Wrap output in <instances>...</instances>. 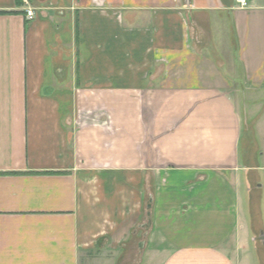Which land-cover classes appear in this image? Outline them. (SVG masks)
<instances>
[{"label":"crops","instance_id":"crops-1","mask_svg":"<svg viewBox=\"0 0 264 264\" xmlns=\"http://www.w3.org/2000/svg\"><path fill=\"white\" fill-rule=\"evenodd\" d=\"M28 1L0 0V264H264V0Z\"/></svg>","mask_w":264,"mask_h":264},{"label":"rangeland","instance_id":"rangeland-1","mask_svg":"<svg viewBox=\"0 0 264 264\" xmlns=\"http://www.w3.org/2000/svg\"><path fill=\"white\" fill-rule=\"evenodd\" d=\"M31 4L33 6H36L38 3L36 2V0H31ZM218 45H220L219 42H217ZM223 48H225L224 46H222ZM261 142V146H262V152L264 153V137L262 136L260 139ZM144 220V219H143ZM140 240V237L137 238V240H135L134 244L131 243V245L126 246V248L123 249V261L121 262V264H134V262L138 259L139 254L141 253V251H139L137 249L136 246V242ZM95 255V254H94ZM112 253H108L107 256L108 257H112Z\"/></svg>","mask_w":264,"mask_h":264},{"label":"built area","instance_id":"built-area-1","mask_svg":"<svg viewBox=\"0 0 264 264\" xmlns=\"http://www.w3.org/2000/svg\"><path fill=\"white\" fill-rule=\"evenodd\" d=\"M240 7H244L248 0H236ZM23 4L25 7V16L28 20H32L35 17V10L32 9L29 5L28 0H23Z\"/></svg>","mask_w":264,"mask_h":264},{"label":"water","instance_id":"water-1","mask_svg":"<svg viewBox=\"0 0 264 264\" xmlns=\"http://www.w3.org/2000/svg\"><path fill=\"white\" fill-rule=\"evenodd\" d=\"M38 1H42V0H38ZM185 4L188 6L189 5V0H184Z\"/></svg>","mask_w":264,"mask_h":264}]
</instances>
